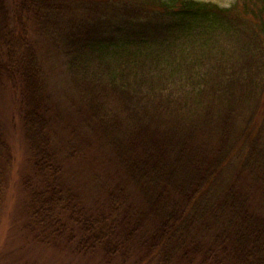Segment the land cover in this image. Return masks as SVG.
I'll return each mask as SVG.
<instances>
[{
    "label": "trees",
    "instance_id": "obj_1",
    "mask_svg": "<svg viewBox=\"0 0 264 264\" xmlns=\"http://www.w3.org/2000/svg\"><path fill=\"white\" fill-rule=\"evenodd\" d=\"M49 47L92 86L114 148L101 209L62 183ZM0 84L23 106L22 229L35 245L103 250L107 263L264 264V0H0Z\"/></svg>",
    "mask_w": 264,
    "mask_h": 264
},
{
    "label": "rangeland",
    "instance_id": "obj_2",
    "mask_svg": "<svg viewBox=\"0 0 264 264\" xmlns=\"http://www.w3.org/2000/svg\"><path fill=\"white\" fill-rule=\"evenodd\" d=\"M197 1L212 2L222 8H229L236 2ZM46 41L44 38L41 40L42 43ZM51 48L43 50L45 57L42 58L47 67L51 95L49 104L55 133H52L51 139L55 150L60 152L59 156L66 160L70 158L61 175L62 183L65 190L68 189L67 193H73L78 200L80 198L88 209H101L107 203V199L104 201L107 189L114 185V166L110 164V159L114 160V148L108 143L109 137H99L100 125L91 114L95 99L90 97L92 86L75 84L64 57L51 51ZM15 100L19 101L16 94L13 96L12 89L0 84V264H116L117 261V264H121L120 254H115L107 263L102 260L106 256L103 250L78 255L76 252L64 253L41 247L28 240L22 229L26 219L24 203L27 194L24 177L30 172L29 167L34 161L29 158L31 152L24 133L23 106L14 103ZM252 101H258L257 95L244 97L243 110ZM262 103V108L258 110L260 113L264 112V95ZM104 105L110 109L108 101ZM2 137L10 148V158L5 153V148H9L1 143ZM32 172L33 169L30 175ZM35 186L42 189L43 183L35 182ZM77 198L73 196L72 202H76ZM96 247H106V244L102 242Z\"/></svg>",
    "mask_w": 264,
    "mask_h": 264
}]
</instances>
